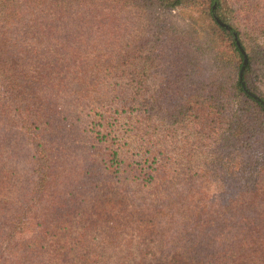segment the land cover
I'll return each instance as SVG.
<instances>
[{
	"label": "trees",
	"instance_id": "1",
	"mask_svg": "<svg viewBox=\"0 0 264 264\" xmlns=\"http://www.w3.org/2000/svg\"><path fill=\"white\" fill-rule=\"evenodd\" d=\"M187 1L192 2L0 0V84L4 89L0 92V162L11 150L18 149L12 154L26 152L35 164L30 171L34 177L31 199L41 201L43 196L39 195L46 188L49 176L46 168L51 158L48 146L65 139L69 127L82 120V113L89 105H103L102 96H98L102 88L103 94L109 91L112 103L124 94L128 100L125 109L132 104L146 112L150 105L155 111L154 118L160 123L165 124V120L178 127L195 123L201 134L209 138L208 145H214L217 158H227L230 164L229 168L215 170L224 187V196L217 198L215 205H230L239 196L242 211L247 207L246 213H255L249 217L240 214L242 219L236 226L237 234L231 240L225 232H220L217 238L215 230H220L225 222L230 223L231 228L234 219L229 216L235 214L219 216L214 212L209 216L207 208H214L212 198L207 199L206 205L202 200L190 202L178 212L166 205L161 210L147 205L146 209L153 212L150 227L162 239L175 241L176 235L196 239L192 249L196 255L200 253V258L191 261L176 250L173 264H264V0H193V6L212 21L207 35L200 34L192 26L177 24H165L149 34L153 20L144 23V19L155 17L154 8L171 11ZM119 7L129 16L132 14L133 22L143 21L131 27V34H139L140 41L133 44L135 53L130 63L123 61L116 68L120 61L108 68L100 64V61L110 64L106 60H110L113 43L109 41L95 44V50L88 54L89 61H94L92 65L73 51L72 44L66 52L61 44H49L50 37L69 40L78 34H49L47 15L60 20L57 27L69 26L71 19L72 28L77 31L80 18L85 22L103 19L108 25L107 11L110 10L107 9ZM146 14L149 16L144 17ZM41 20L46 24L42 27L44 33H34ZM143 34L148 35L143 37ZM127 46L130 44L118 48L122 55L126 54L123 58L132 53ZM245 58L248 59L246 66ZM206 65H212L215 70L209 72ZM148 68H154L155 76L163 81L160 90L150 94L151 102L140 92L144 86L140 80L152 76ZM116 70L133 84L118 88L106 85L108 79L105 78H110ZM125 71L130 73L125 74ZM4 169L0 163V172H5ZM8 170L17 173L20 167L11 166ZM157 187L162 190V186ZM227 190L232 193L226 194ZM38 191L39 194L34 193ZM242 194H247L248 198L243 199ZM181 195L206 198L201 188L199 191L184 189ZM160 197L159 200H165L162 195ZM99 198L95 208L99 210L93 213L96 216L106 211L110 213V205L120 211L118 201ZM174 199L177 205V198ZM160 216L167 218L163 228L156 221ZM115 219L119 224L128 220L117 216ZM244 220L250 223L242 227L240 224ZM93 232L89 226L78 236L91 239ZM53 238L54 241L58 239L55 234ZM220 240L225 244L222 249L212 247L214 241ZM53 263L50 260L47 264Z\"/></svg>",
	"mask_w": 264,
	"mask_h": 264
},
{
	"label": "rangeland",
	"instance_id": "2",
	"mask_svg": "<svg viewBox=\"0 0 264 264\" xmlns=\"http://www.w3.org/2000/svg\"><path fill=\"white\" fill-rule=\"evenodd\" d=\"M107 10H110L107 11L108 25L103 19L85 22L80 18L77 31L72 28L71 19L69 26L57 27L60 20L47 15L46 18L51 20H46L50 32L48 28L45 30L49 34H78L69 40L50 37L49 44H61V48L65 46V52L72 44L73 51L89 63L88 54L95 50V44L109 41L113 43L110 60H106L110 64L102 61L100 64L108 68L120 61L116 68L123 61L130 63L135 53L133 44L140 41L139 34H131V27L139 26L143 21L133 22L132 14L129 16V13L122 12L121 7ZM154 11L155 17L144 19V23L153 20L149 34L165 24H177L192 26L200 34L207 35L212 25L210 17L193 6V0L191 3L183 2L171 11L167 8H154ZM42 22L40 26L36 24L38 28L34 33H44L42 27L46 24ZM127 44H130L127 47L132 53L123 58L126 54L122 55L118 48ZM206 66L209 72L215 70L212 65ZM147 71L153 73L140 80L144 85L140 92L151 102L150 94L157 93L163 81L155 76L154 68ZM120 74L116 70L110 78H105L108 79L105 84L117 88L133 84L126 75L123 78ZM3 90L0 84V92ZM131 92L127 95L130 96ZM104 94L102 88L98 96H102L103 105H89L82 113V120L69 127L71 129L65 139H58L48 146L51 158L46 162V168L49 176L46 188L39 195L43 196L41 201L31 199L34 177L30 171L35 167L31 157L20 151L12 154L18 149L3 156L0 162L5 166V172H0V264H47L50 260L54 261L53 264H173L176 250L192 261L200 258V253L196 255L192 249L196 239L177 235L175 241L162 239L150 227L153 212L146 209L147 205L152 204L156 210L166 205L178 212L190 202L202 200L206 205L207 199L212 198L214 208L206 207L209 216L214 212L219 216L236 215L229 216L234 219L231 228V224L225 222L220 230H215L217 238L220 232H225L231 240L237 234L236 226L242 219L240 214L247 217L255 214L246 213L249 211L247 207L242 211L239 196L230 205H215V200L224 196V187L215 170L229 168L230 164L227 158H217L214 145H208L209 138L201 134L195 123L178 127L163 120V124L154 118L155 111L150 105L146 112L132 104L125 109L128 100L124 94H120L113 103L109 91ZM147 115L152 116L149 118ZM7 166H19L20 171L13 173ZM157 185L162 186L163 191ZM188 188L192 191L201 188L206 198L182 196L181 192ZM34 193L39 194V191ZM231 193V190L226 191V194ZM160 195L165 200H159ZM100 196L118 201L120 211L110 205V213L93 214L99 210L95 208ZM175 197L177 205H174ZM241 197L247 199L248 195L242 194ZM115 216L128 220L119 224ZM157 219L154 220L163 228L167 218L160 216ZM247 223L250 222L244 220L240 225L243 227ZM89 226L94 231L92 238L79 237L78 233H83ZM225 226L230 231L224 229ZM66 228L71 232L63 230ZM54 234L58 238L55 241ZM223 246L222 240L214 241L212 245L219 249Z\"/></svg>",
	"mask_w": 264,
	"mask_h": 264
},
{
	"label": "water",
	"instance_id": "3",
	"mask_svg": "<svg viewBox=\"0 0 264 264\" xmlns=\"http://www.w3.org/2000/svg\"><path fill=\"white\" fill-rule=\"evenodd\" d=\"M217 21H218V23H220L222 26H224V27H226V28H229L227 25H225L224 23H222L219 19H217ZM238 45L240 46V44H239V42H238ZM243 53H244V51H242ZM245 66L247 65V63H248V59L247 58H245ZM244 69V68H243ZM241 79H242V75H241ZM250 95H252L254 98H256L258 101H260L261 102V99L260 98H258L255 94H253V93H251L250 92Z\"/></svg>",
	"mask_w": 264,
	"mask_h": 264
}]
</instances>
